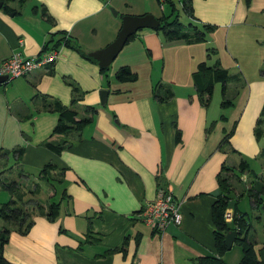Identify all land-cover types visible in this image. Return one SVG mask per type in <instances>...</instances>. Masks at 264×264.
<instances>
[{"label":"crops","instance_id":"crops-1","mask_svg":"<svg viewBox=\"0 0 264 264\" xmlns=\"http://www.w3.org/2000/svg\"><path fill=\"white\" fill-rule=\"evenodd\" d=\"M0 3V63L15 52L37 57L58 34L73 39L86 54L97 52L115 40L125 16L156 18L149 9L154 0ZM191 3L194 25L214 27L203 43L168 41L160 31L142 29L105 73L98 63L62 46L53 65L0 86V206L15 199L3 190L1 180L12 178L17 169L37 174L53 163L63 171L54 220L35 213L26 233L1 222L0 228L10 230L3 247L9 264H193L199 257L216 256L212 205L221 194L218 175L229 160L233 170L239 159L264 165V0L248 5L245 0ZM202 62L217 63L236 77L225 84L229 106L221 107V84L213 88L212 99L220 87L217 102L211 99L204 106L192 79ZM123 67L137 76L135 82L115 79ZM158 88L170 90L173 97L154 101ZM101 90L109 92L103 106ZM44 100L58 101L77 113L76 120L90 123L79 131L55 133L59 114L43 110ZM88 107L95 113L86 112ZM46 143L66 148L55 154ZM20 148L23 153L16 161L11 152ZM240 175L248 183L249 175ZM37 177L35 183L40 182ZM25 186L24 200L33 189ZM167 189L181 202L182 221L159 234L142 222L140 211ZM41 195L39 185L35 197ZM230 202L228 209L236 210ZM251 241L256 250L264 247V242ZM234 246L240 257L230 256ZM241 257L234 243L222 260L233 264Z\"/></svg>","mask_w":264,"mask_h":264},{"label":"trees","instance_id":"trees-1","mask_svg":"<svg viewBox=\"0 0 264 264\" xmlns=\"http://www.w3.org/2000/svg\"><path fill=\"white\" fill-rule=\"evenodd\" d=\"M248 5L250 0H245ZM5 5V4H4ZM165 9L169 11L168 15H162L160 18V26L157 31H160L163 36L168 41H185L188 43H203L206 41L207 35L214 30V27L201 25L200 27L194 25L192 22L195 18L193 15V7L191 0H182V12L189 19V23L183 25L179 21L178 9L174 3L169 0ZM6 11H10L6 7ZM44 17H46L45 10L43 11ZM48 21H51L50 18H47ZM134 38V35L129 38L128 41ZM68 47L73 49L83 58L91 61L92 63H97L92 57L84 53L77 45V43L66 36V34H58L51 36L49 40L44 45V51L48 50H57L59 47ZM210 53L213 50L209 51ZM108 70L107 68H100L102 73H105ZM52 71V70H51ZM235 76H229L227 70L220 67L217 63L208 66L205 62L200 63L195 72L192 74V79L196 88V91L201 96L202 102L205 107H207L213 96V88L215 84H221L222 89V99L221 107H227L231 103L224 101V89L225 84L232 79H236ZM115 79L120 83H132L137 80V76L131 72L128 67L120 68L116 74ZM73 94L78 93V89L75 85L70 84ZM163 89H158L154 92L153 99L154 101L164 103L170 100L173 97V94L170 90H163L164 95H161L160 92ZM45 99V98H44ZM46 100V99H45ZM43 101V110L48 112H56L59 114V121L55 127L54 132L58 134H67L72 131H79L84 125L90 123V119H81L76 120L77 113L61 105L58 101H53L52 103H46ZM86 112L95 113L93 108L88 107ZM264 116V109L262 112ZM263 124L262 118L257 121V130L255 132L256 137L259 138L261 131L258 130L259 126ZM176 142H180V132L176 129L175 133ZM226 141V140H225ZM45 147L52 151L55 154H60L65 150L66 144H63L60 147H54L46 143ZM23 153V149L13 150L11 152L12 157L19 161ZM264 156V151L262 152ZM225 169V168H222ZM5 172V171H4ZM3 172V173H4ZM238 172L240 174L247 173L252 178L255 179L257 189L251 187L248 191V195L252 200L253 207L255 209H264V183L250 168L249 165L241 160L238 164ZM222 173V170H221ZM63 175V171L59 169L55 164L48 163L46 164L39 172V178L43 181H47L52 184V181L55 180V177H59L57 181L59 183L60 177ZM12 178H6L1 180L3 190L9 193L15 199H11L8 202L0 206V220L5 224H10L15 227L19 233H26L32 225V219L35 213H45V216L49 220H54L60 211V202H55L53 200L56 195L55 192L48 198V200L42 201L39 198H36L35 195L38 194V185H34L33 189L27 190V193L31 194V198L24 200V193L22 190L26 189L24 181H26L25 175L22 174V170L17 169V180L15 176ZM22 179V180H21ZM23 181L22 184L20 183ZM28 180V179H27ZM217 184L221 191L219 197L215 200L212 205V221L214 226V240L216 248V256H203L197 258L193 264H225L222 260V256L228 251L224 244L225 235L234 230L236 231V238L234 243L238 245L242 250V257L238 264H264V247L256 250L255 244L248 238L251 223L249 217L245 213H240L237 210H234V214L239 218L235 219V222L232 225L225 223L223 214L226 209H228L229 200H231L229 194L232 190L228 189L226 181L219 174L217 177ZM64 196V194H63ZM62 199V198H61ZM10 235V230L7 227L0 228V264H9L3 257V247L7 244ZM115 250H113L114 252ZM111 253V252H109Z\"/></svg>","mask_w":264,"mask_h":264},{"label":"built area","instance_id":"built-area-1","mask_svg":"<svg viewBox=\"0 0 264 264\" xmlns=\"http://www.w3.org/2000/svg\"><path fill=\"white\" fill-rule=\"evenodd\" d=\"M161 9H165L169 0H157ZM182 8V0H171ZM164 12V11H163ZM57 59V50L44 51L34 58L24 57L15 52L0 63V76H7L8 81L30 75L34 70L53 65ZM142 222L159 234H163L169 226L179 227L182 221L181 202L170 189L159 190L155 199L144 205L140 211ZM223 218L226 224L232 225L239 218L233 211L226 209Z\"/></svg>","mask_w":264,"mask_h":264},{"label":"rangeland","instance_id":"rangeland-1","mask_svg":"<svg viewBox=\"0 0 264 264\" xmlns=\"http://www.w3.org/2000/svg\"><path fill=\"white\" fill-rule=\"evenodd\" d=\"M155 5L152 6L150 5L149 9H151L152 7V11L154 13V15H156V18L162 17V15H168L169 11H167L166 9H162L160 8V6L158 5V3L156 2V0H154ZM176 8L178 9V13H179V21L183 24L186 25L189 23L188 18L185 16V14L182 12V10H180L178 4H176ZM111 67V66H110ZM11 80H9L10 83ZM19 81V80H18ZM220 87H216L215 89V95H214V99H212V104H215V102H217V95L221 94V91L219 89ZM157 89V88H155ZM159 89V88H158ZM165 91H161L160 94L164 95ZM221 99V96H220ZM263 143H264V137H263ZM247 159V158H246ZM260 160V159H259ZM241 162V159L238 160V162L235 163V168L236 170H233L230 166L232 165V162L229 160L228 161V168H226L221 174L222 178L226 181L227 185H228V189L232 190L230 192V197H231V205H234L236 207V210L240 211L241 213H245L248 217H249V221L251 223V230H250V236L249 238L251 240H257L260 242H264V209L260 208V209H255L253 207L252 204V200L248 195V190L251 187H254V189H257L256 187H258L256 185L255 179L252 178L249 175V180L248 183H245L244 181V177H242V175H240V173L237 171L238 169V163ZM248 164L250 165L249 168L261 179L263 180L264 183V165L260 166L259 162L257 160H253V159H248L247 160ZM264 162V161H263ZM39 173V172H38ZM38 173H34V174H24L22 172L23 175L27 176L26 177V181H20V183L22 184L25 183H29L30 184V188H32V186L34 185H40L41 187V199L42 201H47L48 200V194H53L52 192H55L57 194V186H58V180L59 177H55L56 179L52 181V184L48 183L47 181H43L41 180L38 176ZM13 175L15 176V180H17V170L13 173ZM37 177V179L40 181L39 183H35L33 180ZM28 179V180H27ZM47 195V198H46ZM38 198V197H36ZM27 200V199H26ZM53 200L56 202L57 200V196L55 195ZM2 221H0L1 224ZM3 223V222H2ZM230 256H233L234 254H237V256L240 257L241 253H240V249L237 246H234V248L230 251ZM240 259V258H239ZM239 261V260H238ZM238 261L236 263V261L233 264H238Z\"/></svg>","mask_w":264,"mask_h":264},{"label":"water","instance_id":"water-1","mask_svg":"<svg viewBox=\"0 0 264 264\" xmlns=\"http://www.w3.org/2000/svg\"><path fill=\"white\" fill-rule=\"evenodd\" d=\"M2 3H0V8ZM160 26V21L152 15H145L141 17L125 16L122 20V26L119 30L115 40L105 48L88 54L94 60L97 61L100 68H107L115 60L117 55L121 52L129 38L135 35L139 30L150 29L157 30ZM8 82L7 76H0V86ZM107 90L99 91L100 105L105 104ZM236 238V231L232 230L228 232L224 237V244L227 250H230L234 244Z\"/></svg>","mask_w":264,"mask_h":264}]
</instances>
